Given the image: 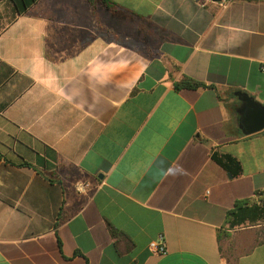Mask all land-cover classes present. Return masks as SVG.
<instances>
[{
  "label": "crops",
  "instance_id": "obj_1",
  "mask_svg": "<svg viewBox=\"0 0 264 264\" xmlns=\"http://www.w3.org/2000/svg\"><path fill=\"white\" fill-rule=\"evenodd\" d=\"M109 1L0 0V264H264V0Z\"/></svg>",
  "mask_w": 264,
  "mask_h": 264
},
{
  "label": "water",
  "instance_id": "obj_2",
  "mask_svg": "<svg viewBox=\"0 0 264 264\" xmlns=\"http://www.w3.org/2000/svg\"><path fill=\"white\" fill-rule=\"evenodd\" d=\"M220 1V0H212ZM242 101L238 109L240 127L245 134L255 133L264 128V106L244 92L235 93Z\"/></svg>",
  "mask_w": 264,
  "mask_h": 264
},
{
  "label": "trees",
  "instance_id": "obj_3",
  "mask_svg": "<svg viewBox=\"0 0 264 264\" xmlns=\"http://www.w3.org/2000/svg\"><path fill=\"white\" fill-rule=\"evenodd\" d=\"M35 0H28V3L23 4V7H27L28 4L30 5L32 2H34ZM93 8L95 7V2L98 1L102 6H104L108 11H112L113 7L110 5L111 2L109 0H86ZM200 86H204V84H202L199 81L193 80L191 78L188 77H184L181 81L176 82L175 83V87L176 88H181V87H186V88H197ZM2 158V155L0 154V160ZM217 160L219 162L222 163V161L220 159L217 158ZM24 165H28L23 163ZM259 192H263L259 191ZM258 193V192H256ZM248 201L247 202H237L235 205V210H232L229 215L234 214L237 215L238 217H240L239 221H244L246 219V217L250 214V217H253L254 214H258L259 213V207L256 204H253L252 206H248ZM246 205V206H245Z\"/></svg>",
  "mask_w": 264,
  "mask_h": 264
},
{
  "label": "built area",
  "instance_id": "obj_4",
  "mask_svg": "<svg viewBox=\"0 0 264 264\" xmlns=\"http://www.w3.org/2000/svg\"><path fill=\"white\" fill-rule=\"evenodd\" d=\"M202 4L210 2L212 0H199ZM260 69L264 72V63L261 64ZM148 249L154 254H165L166 245L162 237L151 240L148 244Z\"/></svg>",
  "mask_w": 264,
  "mask_h": 264
},
{
  "label": "clouds",
  "instance_id": "obj_5",
  "mask_svg": "<svg viewBox=\"0 0 264 264\" xmlns=\"http://www.w3.org/2000/svg\"><path fill=\"white\" fill-rule=\"evenodd\" d=\"M73 187L77 193H80L81 195H87V188L88 186L84 181L77 180Z\"/></svg>",
  "mask_w": 264,
  "mask_h": 264
}]
</instances>
